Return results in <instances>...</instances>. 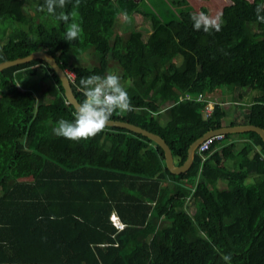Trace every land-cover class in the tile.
Masks as SVG:
<instances>
[{"label": "trees", "instance_id": "obj_1", "mask_svg": "<svg viewBox=\"0 0 264 264\" xmlns=\"http://www.w3.org/2000/svg\"><path fill=\"white\" fill-rule=\"evenodd\" d=\"M141 2L72 0L57 12L83 31L67 42V23L39 11L43 0H0V62L44 50L74 74L80 102L79 80L113 60L133 107L110 119L159 134L177 165L196 138L224 125L221 102L204 113L223 87L258 91L246 105L236 101L229 125L264 128V0H229L220 31L209 33L193 29L187 9L185 21H165ZM120 15L147 18L150 31L132 25L120 34ZM88 49L92 66L70 59ZM198 93L203 100L180 99ZM75 111L44 60L0 71V263L224 264L229 254L230 264H264V142L256 132L224 134L203 161L195 152L174 174L158 145L122 127L78 142L56 137V122Z\"/></svg>", "mask_w": 264, "mask_h": 264}, {"label": "clouds", "instance_id": "obj_2", "mask_svg": "<svg viewBox=\"0 0 264 264\" xmlns=\"http://www.w3.org/2000/svg\"><path fill=\"white\" fill-rule=\"evenodd\" d=\"M71 2L72 0H43V4L38 9L43 11L46 8L50 16H53L57 21L67 23L68 26L63 37L67 42L78 39L83 31L79 22L71 20L69 23L71 19L69 15L63 11L57 12V9L63 10ZM78 3L79 0H77ZM257 11L259 12L260 9ZM261 18L264 19V17ZM190 19L194 30H202L205 33L219 32L223 24L221 14L212 16L204 11L193 12ZM79 86L82 89L83 99L79 102L72 119L60 118L56 122L52 129L56 137L77 142L87 140L100 133L115 113L123 114L132 110L133 106L128 91L121 83L120 76L113 71L103 74L94 73L81 78ZM222 260L224 264H230L231 256L225 254L222 256Z\"/></svg>", "mask_w": 264, "mask_h": 264}, {"label": "rangeland", "instance_id": "obj_3", "mask_svg": "<svg viewBox=\"0 0 264 264\" xmlns=\"http://www.w3.org/2000/svg\"><path fill=\"white\" fill-rule=\"evenodd\" d=\"M177 1L178 0H142L138 8L145 12H151L165 21L169 19L185 21V19L181 16V12L183 10L187 9L189 12L193 13L203 11V9H205V13L215 16L220 13L222 6L229 0H186V4L184 5L177 4ZM132 25L137 29H142L144 35L148 34L150 31L149 21L147 18L141 15H136L132 23H128L125 15H120L116 21L117 32L120 34H125L129 31ZM92 54L93 53L91 49H88L79 55H71L70 59L79 65L92 66L95 64L94 59H96V56L93 58ZM175 60H177V58H175ZM109 61L110 63L108 64L106 72L113 71L120 76V67H116V63L113 60L109 59ZM121 82L124 83L123 80H121ZM256 92L258 91L249 88L242 89L239 87H234L232 89L223 87L220 90L214 92V94H212V96H214L213 99L216 100V102H221L224 108L227 110V115L223 119V122L228 123L234 118L236 101H240V103L246 105L247 103L251 102V99L256 94ZM220 185L224 186V181L220 182ZM189 210L190 212L194 211V206L190 202Z\"/></svg>", "mask_w": 264, "mask_h": 264}, {"label": "water", "instance_id": "obj_4", "mask_svg": "<svg viewBox=\"0 0 264 264\" xmlns=\"http://www.w3.org/2000/svg\"><path fill=\"white\" fill-rule=\"evenodd\" d=\"M34 58H39V59L44 60L54 70L55 74L60 80L61 86L63 87L66 101L69 104H71L76 110V108L78 107L79 101L77 100V98L75 97L73 93L70 79L68 78L64 69L59 65V63L50 53L39 49V50H34L30 52L29 54L22 56V57L3 60L0 62V71H2L4 68H7L9 66L27 62ZM106 126L122 127L130 131L140 133L146 136L147 138H149L150 140H152L156 145H158L163 150L165 166L171 173H174V174L185 172L190 167L193 161V158H194L196 147L201 141H203L205 138L209 136L220 134V133L227 134V133L242 132V131H254L260 136V138L264 142V128L258 125H254V124L223 125L219 128L208 130L204 132L201 136L196 138L189 145L188 150H187V156L185 160L183 161V163L177 165L174 163L172 152H171L169 145L166 143L164 138H162L159 134L151 132L133 123H130L124 120H119V119H110L109 123Z\"/></svg>", "mask_w": 264, "mask_h": 264}, {"label": "built area", "instance_id": "obj_5", "mask_svg": "<svg viewBox=\"0 0 264 264\" xmlns=\"http://www.w3.org/2000/svg\"><path fill=\"white\" fill-rule=\"evenodd\" d=\"M66 74L68 76V78L72 79V77L74 76V74L72 72L66 71ZM190 98H194L196 100H203L204 99V95L202 93H198L195 97H193L190 94H184L183 96H181L180 99H190ZM215 101H207L205 107H204V113L206 116H208L213 108V104ZM223 138V134H216V135H212L209 136L207 138H205L203 141H201L198 146L196 147L195 152L201 156L202 161L205 158V155L203 154V152L209 147V145L217 139H222ZM111 219L112 221L115 223L116 227L121 229L123 227V224L120 223V221L118 220V218L116 216H114V214L111 215ZM3 264V263H0ZM11 264V263H10Z\"/></svg>", "mask_w": 264, "mask_h": 264}, {"label": "crops", "instance_id": "obj_6", "mask_svg": "<svg viewBox=\"0 0 264 264\" xmlns=\"http://www.w3.org/2000/svg\"><path fill=\"white\" fill-rule=\"evenodd\" d=\"M120 76H121V74H120ZM121 83L124 84L123 82H121ZM181 96H182V95H181ZM181 96H180V98H181ZM229 122H230V121H229ZM229 122H228V123H227V122H226V123L224 122V124H229ZM190 185H191V184H190ZM191 186H192V185H191Z\"/></svg>", "mask_w": 264, "mask_h": 264}]
</instances>
